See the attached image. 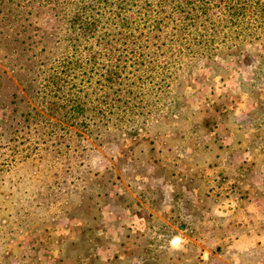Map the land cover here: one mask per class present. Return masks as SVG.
<instances>
[{
	"label": "rangeland",
	"instance_id": "rangeland-1",
	"mask_svg": "<svg viewBox=\"0 0 264 264\" xmlns=\"http://www.w3.org/2000/svg\"><path fill=\"white\" fill-rule=\"evenodd\" d=\"M67 1L0 0V264H264V0L185 31L206 56L180 39L141 79L127 69L104 117L74 68L91 100L75 125L52 84Z\"/></svg>",
	"mask_w": 264,
	"mask_h": 264
},
{
	"label": "trees",
	"instance_id": "trees-1",
	"mask_svg": "<svg viewBox=\"0 0 264 264\" xmlns=\"http://www.w3.org/2000/svg\"><path fill=\"white\" fill-rule=\"evenodd\" d=\"M212 1L193 0L187 3L182 11H180L181 0H68L65 2L61 15L68 34L67 48L71 50L63 58V72H55L52 84L57 86L59 91L64 84L68 86L67 113L71 115L72 125H75V119L80 113H85L84 107H87L91 101H82V97L72 91L78 84L77 73L73 74L74 68L82 69V87L86 84V89L89 90L91 82H94V88L98 92L99 89L101 91L103 89L102 105L105 107L101 110V115L104 117V113L106 115L111 111L112 100L120 102L122 86L126 85L128 88L131 86V79L125 76L127 69L135 72L138 68L139 72L142 71L141 79L145 71L149 72L152 69L150 65L155 64V58L160 63L161 59L165 60L177 55L174 53L173 44L180 39L183 40L181 45L184 49H179L178 55L182 54L183 50H188L184 55L192 60L200 56L201 51L203 56L209 53L206 50L208 40H203L206 36L199 35L202 39L200 40L195 36L189 38L184 34L188 35L190 28H198L199 20H202L200 24L202 30L207 26L216 29L219 27L216 25L218 22L212 19L215 14L219 20L223 21L225 18L226 21L228 19L234 24L233 21L243 10L241 0H232L233 5L230 4L231 2L215 0V6ZM185 10L188 16L181 18V13ZM161 42H168L165 48ZM195 46L197 49L193 51ZM80 48L81 52H79ZM210 51L213 52L212 55H216L221 49L213 48ZM82 89L81 92L85 93L84 88ZM127 93L128 91L123 94L124 100ZM85 95L88 98V94ZM106 123L102 122L101 125L108 126ZM85 129L87 131L89 126Z\"/></svg>",
	"mask_w": 264,
	"mask_h": 264
},
{
	"label": "crops",
	"instance_id": "crops-1",
	"mask_svg": "<svg viewBox=\"0 0 264 264\" xmlns=\"http://www.w3.org/2000/svg\"><path fill=\"white\" fill-rule=\"evenodd\" d=\"M181 241H182V240L180 239V243H181ZM239 241H240V240H235V242H233L232 244L235 243L234 245H237V243H238ZM252 241H253V240H252ZM253 242H254V241H253ZM180 243H179V245H180ZM243 246H244V245H243Z\"/></svg>",
	"mask_w": 264,
	"mask_h": 264
},
{
	"label": "flooded vegetation",
	"instance_id": "flooded-vegetation-1",
	"mask_svg": "<svg viewBox=\"0 0 264 264\" xmlns=\"http://www.w3.org/2000/svg\"><path fill=\"white\" fill-rule=\"evenodd\" d=\"M174 239H178V240H179V241L176 243L177 245L175 244L176 246H178L179 243H180V239H179L178 237H175V238L172 239L171 243L173 242Z\"/></svg>",
	"mask_w": 264,
	"mask_h": 264
},
{
	"label": "water",
	"instance_id": "water-1",
	"mask_svg": "<svg viewBox=\"0 0 264 264\" xmlns=\"http://www.w3.org/2000/svg\"><path fill=\"white\" fill-rule=\"evenodd\" d=\"M174 240H175V239H174ZM174 240H173V242H172L173 245H175ZM178 241H179V240H178Z\"/></svg>",
	"mask_w": 264,
	"mask_h": 264
},
{
	"label": "bare ground",
	"instance_id": "bare-ground-1",
	"mask_svg": "<svg viewBox=\"0 0 264 264\" xmlns=\"http://www.w3.org/2000/svg\"><path fill=\"white\" fill-rule=\"evenodd\" d=\"M175 243H176V241H175Z\"/></svg>",
	"mask_w": 264,
	"mask_h": 264
}]
</instances>
